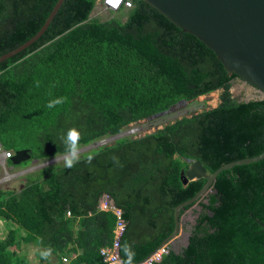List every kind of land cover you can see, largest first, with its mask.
<instances>
[{
    "label": "trees",
    "instance_id": "obj_1",
    "mask_svg": "<svg viewBox=\"0 0 264 264\" xmlns=\"http://www.w3.org/2000/svg\"><path fill=\"white\" fill-rule=\"evenodd\" d=\"M56 1L0 0V56L33 37ZM131 1L101 21L90 18L94 0H64L35 43L0 63V146L13 153L8 164L17 152L21 166L63 155L59 136L69 128L80 132V148L181 100L220 91L219 102L93 150L71 169L27 175L21 189H0V264H27L16 251L31 244L38 264H102L100 249L112 244L115 226V216L97 208L103 195L126 223L122 261L128 244L139 263L173 232L175 207L206 182L183 185L187 160L211 174L264 151V100L236 101L230 90L238 78L211 50L150 5ZM59 97L63 104L46 106ZM189 210L195 218L186 246H168L151 264H264V159L222 171L180 217ZM47 247L53 251L45 260L39 251Z\"/></svg>",
    "mask_w": 264,
    "mask_h": 264
},
{
    "label": "water",
    "instance_id": "obj_2",
    "mask_svg": "<svg viewBox=\"0 0 264 264\" xmlns=\"http://www.w3.org/2000/svg\"><path fill=\"white\" fill-rule=\"evenodd\" d=\"M170 21L176 28L194 36L211 50L229 75L256 89L261 96L249 98L264 100V0H141ZM64 0H57L38 32L16 49L0 56V63L21 53L35 43L46 31ZM180 102H186L181 100ZM178 102V103H180ZM239 102V101H238ZM168 110L153 116L165 114ZM17 152L12 158L22 156ZM264 159V151L250 158L233 161L208 173L199 161L187 160L182 183L205 179L202 188L191 199L174 210L173 232L154 250L168 246L180 234L182 208L198 202L213 185L217 176L235 166L249 165ZM150 253V255L152 254ZM149 255V256H150ZM119 257L121 253L119 251Z\"/></svg>",
    "mask_w": 264,
    "mask_h": 264
},
{
    "label": "rangeland",
    "instance_id": "obj_3",
    "mask_svg": "<svg viewBox=\"0 0 264 264\" xmlns=\"http://www.w3.org/2000/svg\"><path fill=\"white\" fill-rule=\"evenodd\" d=\"M99 0H94V9L90 15V18H97L101 21L107 20L111 17L110 13H106L99 8ZM125 16L122 18L125 20ZM231 94L236 101L242 102L249 98H258L261 94L255 91L245 83L238 79L232 81ZM220 91H216L209 95L201 96L191 102H180L169 109L168 112L158 116H151L147 119L141 120L137 123L127 126L119 135L105 137L97 142H94L87 146H82L79 148L80 157L90 153L103 146H110L114 144L117 140L124 137L138 138L144 136L145 134L152 133L163 126L173 123L182 117H189L192 114H197L203 110H208L217 106L219 102ZM251 98V99H252ZM13 156V153L8 152ZM8 159H0V189H21L26 183L27 175H34L42 169L52 167L54 165H63L64 159L63 155L56 156L47 161H30L26 166H21V164L26 161L24 158L16 160L15 165L8 164ZM195 214L192 210H189L181 218V227L179 236L173 240L169 246L176 252H179L187 244V239L190 234V224H193ZM4 228V222L0 221V230ZM5 236L4 234L2 235ZM34 245V246H33ZM35 244L28 245V251L26 245H21V251H16V255L20 259L27 261V264H38L37 253L33 250L36 249ZM24 249V250H23ZM13 250V249H11ZM33 253V254H32Z\"/></svg>",
    "mask_w": 264,
    "mask_h": 264
},
{
    "label": "built area",
    "instance_id": "obj_4",
    "mask_svg": "<svg viewBox=\"0 0 264 264\" xmlns=\"http://www.w3.org/2000/svg\"><path fill=\"white\" fill-rule=\"evenodd\" d=\"M100 10L110 13L116 12L120 9H130L132 7L131 0H99ZM131 138L133 135H130ZM137 138V137H136ZM11 157V154L3 150L0 146V159L6 160ZM98 210L101 212H110L115 216V226L113 228V241L112 244L100 249L99 255L101 257L102 264H122V259L119 257L120 250V240L125 232L126 223L122 218V210L114 205L112 200L107 196L103 195L97 206ZM70 213H67L69 216ZM169 251L168 246H163L157 249L150 256L145 258L136 264H151L152 262H158L160 259L166 255ZM63 262H67L66 258H63Z\"/></svg>",
    "mask_w": 264,
    "mask_h": 264
},
{
    "label": "clouds",
    "instance_id": "obj_5",
    "mask_svg": "<svg viewBox=\"0 0 264 264\" xmlns=\"http://www.w3.org/2000/svg\"><path fill=\"white\" fill-rule=\"evenodd\" d=\"M65 100V97H59L54 100H50L46 106L51 109L56 107L57 105L63 104ZM59 139L65 148L63 154L64 167L67 169H71L72 167H74L75 164L79 163L80 161L79 141L81 139V134L76 128H69L66 132L59 136ZM93 159L94 155L89 154L86 157L85 162L90 164ZM113 159L117 160V158L115 157ZM52 251L53 250L51 247H47L43 250H40L39 255L42 259L47 260L51 256ZM123 251L126 259L122 261V264H133L135 252L132 250L131 246L125 244Z\"/></svg>",
    "mask_w": 264,
    "mask_h": 264
},
{
    "label": "flooded vegetation",
    "instance_id": "obj_6",
    "mask_svg": "<svg viewBox=\"0 0 264 264\" xmlns=\"http://www.w3.org/2000/svg\"><path fill=\"white\" fill-rule=\"evenodd\" d=\"M250 87V86H249ZM252 88V87H251ZM252 89H254V88H252ZM255 91H257L256 89H254Z\"/></svg>",
    "mask_w": 264,
    "mask_h": 264
}]
</instances>
